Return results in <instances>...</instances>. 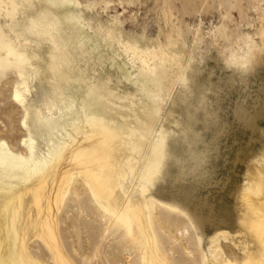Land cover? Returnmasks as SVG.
Masks as SVG:
<instances>
[{"label": "rangeland", "instance_id": "rangeland-1", "mask_svg": "<svg viewBox=\"0 0 264 264\" xmlns=\"http://www.w3.org/2000/svg\"><path fill=\"white\" fill-rule=\"evenodd\" d=\"M262 31L264 0H0V157L44 166L27 180L0 172V264H264ZM183 108L201 118L197 149L211 143L200 174L168 159ZM157 134L151 187L96 203L77 153L105 144L118 167L134 146L131 164L146 163Z\"/></svg>", "mask_w": 264, "mask_h": 264}, {"label": "bare ground", "instance_id": "bare-ground-1", "mask_svg": "<svg viewBox=\"0 0 264 264\" xmlns=\"http://www.w3.org/2000/svg\"><path fill=\"white\" fill-rule=\"evenodd\" d=\"M54 5L56 6L57 9H59V8L63 7L65 5V3L62 1L60 3H55ZM44 16H45L46 20L52 21V17H50L49 15L45 14ZM59 24H64V23H59ZM70 35L72 36V33ZM260 36L262 37V40L264 42V31L261 32ZM254 59H260V57H257V58L255 57ZM52 77H53L55 83L59 82L61 84V82H64L67 80V76H66V74H64L63 69H60L57 71H52ZM114 97L117 100H121L122 98L123 99L125 98L122 96L121 97L120 96H114ZM14 98L18 102H20V103L22 102L21 96L18 94V92H15ZM195 99H196V97H193V102ZM183 109L185 112V108H183ZM155 111L158 112L157 109H155ZM70 113H71V115L73 114V117L70 115L71 116L70 121H71V125H72L71 127L73 128L74 132L76 134H78V133L82 132L81 124H80V122H82L81 118H79L77 116V112L74 109H72ZM215 116H216V118L214 117L215 120L217 118H219V117H217V115H215ZM235 116L238 119L236 114H235ZM62 121H64V120H61V122ZM215 122L217 123V121H215ZM87 123L91 129H93V127H96V126L98 129L97 120H95L94 118L87 119ZM24 125H26V124H24ZM40 125L44 126L47 129H56L55 127L60 126L59 124L55 126L54 124H51V123H37L36 126H34V127H38ZM239 125H242V124H239ZM62 128H61V130H62ZM239 128H240V126H239ZM241 129H242V127H241ZM89 131H91V130H88L87 132H89ZM159 134H157V136L154 139L156 141V145L152 149V155L154 156V160H152L150 162H146V163H141V164L138 163L137 164V165H139L138 168H137V165L135 163H134V165H132L131 164L132 160H130V159L134 158V157L132 158V154L133 153L136 154V149L134 146L132 147V150H131V157L128 156L126 161H124L118 167H116L115 164H113V161H112L111 157L109 156L111 150L105 144H93L91 147L84 148L77 153L76 157L77 158L81 157L80 160L78 161V165L82 168L83 175L89 180L90 184L92 185V187L94 189V191H92V193H91V197H92V199L96 200V203H98V202L101 203L103 201L108 202V200H110L115 195V193L117 191L123 192L127 196H129V195L131 196V195H135V193H138V194L142 193L143 194L144 191H147L151 187L152 179L154 177H156V175L158 174L160 162L163 159V151H162L163 139H162V136H160ZM66 135H68V133ZM71 137L72 136H70V139L72 141H74L75 138H73V137L71 138ZM198 146L200 147L199 144H198ZM29 149H30L29 150L30 153L32 154V147L29 146ZM214 149H215V147H214ZM170 154H171V152L168 151V155H169L168 159L170 158ZM212 158H213V156H212ZM261 162H262V160H261ZM173 166H175V165H173ZM262 166H264V164ZM43 170H44V166L40 165V163L34 162L33 159L14 161L13 158L7 153H4L2 155V157H0V172H1L2 176H9V178H12V179L17 178V177H22V178H24V180H27L31 176H34L36 174H42ZM177 173H179V172L177 171ZM183 173H184V171H183ZM187 175H188V173H187ZM181 179H182V176H181ZM185 180H187V179H185ZM127 181L129 183H127ZM216 185H218V184L216 183ZM248 189L250 190L251 188H248ZM99 205H100L99 208L101 210L109 213L112 217H115L118 220L122 221L124 224L128 225L129 226L128 231H129V233H131L132 230H130V224H129L128 219L126 217H124L123 215H121L118 212H112L107 206H104L102 204H99ZM198 205L200 206L201 204L199 203ZM207 205L208 204L206 203V206ZM35 207H36V210L39 212V209H40L39 201H36ZM204 207H205V205H204ZM204 207L201 206V208H204ZM205 208H207V207H205ZM197 209H199V208H197ZM197 209H195V210H197ZM192 210H190V211L192 212V217L196 223V226L198 227V229L203 230L205 227V224L207 222L206 216L202 217V215H200V214L199 215H196V213L193 214L194 211H192ZM200 211H201V209H200ZM185 214L187 217L189 216V214L186 212V210H185ZM207 218H209L208 215H207ZM212 220H210V221H212ZM191 223L193 224L192 221H191ZM209 227H211L210 230L212 233L224 234L220 231L221 226H219L217 224H216V226H213V227L209 226Z\"/></svg>", "mask_w": 264, "mask_h": 264}, {"label": "water", "instance_id": "water-1", "mask_svg": "<svg viewBox=\"0 0 264 264\" xmlns=\"http://www.w3.org/2000/svg\"><path fill=\"white\" fill-rule=\"evenodd\" d=\"M181 116L180 125L187 133L185 132V134L182 135L179 146L171 148L169 161L172 165L177 167L180 173L184 170L185 172L189 171L194 174H200L202 169V159L206 156L207 149L211 146V144L206 145L202 151H199L197 149V145L201 143V138L198 133H195L194 126L201 118L192 120V117H189V113L186 111L184 112V109L182 110ZM246 118L247 119H243L241 121L248 122L247 115ZM207 125L214 126L215 123H205L204 128H206ZM187 161L189 164L186 167L183 163Z\"/></svg>", "mask_w": 264, "mask_h": 264}]
</instances>
